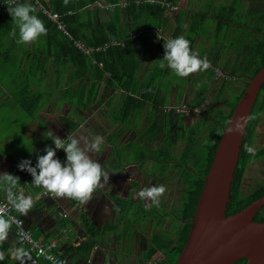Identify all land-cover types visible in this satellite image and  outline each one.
Here are the masks:
<instances>
[{
  "label": "trees",
  "instance_id": "obj_1",
  "mask_svg": "<svg viewBox=\"0 0 264 264\" xmlns=\"http://www.w3.org/2000/svg\"><path fill=\"white\" fill-rule=\"evenodd\" d=\"M218 2L216 5L214 0H206L205 10L179 6L180 0H67V3L65 0H20L16 2V4H32L37 10L36 14L47 27L45 36L47 50L39 48L34 51L46 52L50 55L49 51L52 49L51 53L56 58L72 56L76 64L87 66L89 71H92L90 76L96 78L98 76L99 80L106 79L104 87L100 81L98 83L95 82L96 80L93 81V78L85 82L78 81L76 85L68 89L67 94L70 97L85 95L86 100L76 104L81 108H87L98 101L106 102L114 115L115 122L128 123L131 115H133V120H141L139 114L147 102L151 101L153 92L157 88L154 84L155 80H158L159 73L164 70L159 68V63L165 54L166 37L164 33L170 28V23H175L171 38L185 36L191 41L193 50L199 42H204L199 55L210 62L209 69L221 68L217 65V59L222 49L227 53L232 50L243 53L239 73L222 68L229 76L230 83L234 79L241 81L237 92L233 91L230 86L228 88L229 95L232 94L233 99L226 101L227 112L223 108H218L213 114L209 108L205 114L202 113L203 118L196 122L199 126L196 125L189 129L183 122L185 112L178 110L176 106L166 107L151 101L146 121L141 124L144 128L150 123L149 126L156 127L158 130L144 141L141 138L139 143L134 139L128 141L120 150L124 158L131 149L128 158L134 159L133 162L159 161L163 164L172 161L182 167L180 171L185 186L179 214L185 222L178 232L175 244L170 247L168 264H175L186 241L191 226L190 219L194 216L197 200L204 184V176L210 170L222 137L217 133L230 119L249 82V77L254 76L264 66V0H220ZM41 6L60 14L69 35L58 29L57 23L42 12ZM208 10L210 12H207ZM214 19L218 20L215 24ZM14 28L16 25L8 8L6 10L0 8V51L2 54L8 55L14 47L20 48V45H23L16 43L18 29L17 37L10 35ZM228 28H231L230 34H228ZM75 41L92 48V53L82 52L75 45ZM228 41L230 44L225 46ZM135 46L141 49V57L133 54ZM150 50L154 53L147 56L146 52ZM133 58H140L142 61L148 59L147 68L150 72H146V79L142 86L133 84V69L135 68H133ZM24 62L25 60L21 62V72L30 73L32 67L26 71ZM100 62L103 63L102 68H100ZM151 73L154 78L149 80ZM27 80L30 81L29 76ZM214 81L205 74L201 85L195 88L192 102L185 106L191 111H195V108H202ZM215 82L217 83V80ZM25 84L21 92L17 91V94L22 98V103L27 110L34 113L39 107L31 102L27 94L32 92L29 85ZM252 114L257 118L249 122L243 144L247 143L254 147L257 129L264 119V85L259 92ZM204 124L207 125L206 132L205 136L201 137L199 134L202 133ZM136 127L138 126H133L134 130L137 129ZM143 136L146 134L139 135V137ZM180 138L185 139V145L178 154L175 151ZM154 143L156 144L153 145ZM256 152V156L251 157L242 147L231 184V200L227 204V215L242 210L264 195V180L260 181L250 192L245 193L242 190V180L247 168L252 161L264 157V146L257 148ZM13 175L20 178V185L28 173L17 168ZM115 202L120 211L127 209L128 201L116 197ZM129 204L132 203L129 202ZM130 209L129 211L132 212V208ZM254 219L264 220V206ZM86 246H91V243ZM246 261L247 259L243 258L235 264H245Z\"/></svg>",
  "mask_w": 264,
  "mask_h": 264
},
{
  "label": "crops",
  "instance_id": "obj_2",
  "mask_svg": "<svg viewBox=\"0 0 264 264\" xmlns=\"http://www.w3.org/2000/svg\"><path fill=\"white\" fill-rule=\"evenodd\" d=\"M45 41L44 36L34 44H19L20 48L14 47L8 55L0 51V144L6 142L11 145L5 151L0 150V173L13 174L22 159L32 160L35 166L37 154H45L43 149L47 145L55 147L52 140L44 136L45 132L52 131L65 140L70 133L89 139L97 134L102 135L105 138L103 153L96 158L111 171L110 180L108 186L101 189L88 205H80L74 200L44 194L43 189L32 184L33 178L28 173L15 191L17 194L31 196L35 207L26 216L17 214L24 219L35 238L55 240L58 253L72 264H160L163 260L167 261L170 247L175 244L178 232L185 222L179 214L185 186L180 171L182 167L172 161L163 164L159 161L133 162V159L128 158L131 149L121 158V148L133 139V133L136 135L133 131V115L128 123H120L115 122L114 115L104 101H98L87 108L77 106L78 102L86 100L85 95L70 97L67 94L69 88L78 81L85 82L90 78L97 83L100 81L104 87L106 79L99 80L98 76V79L90 76L92 71L87 66L76 64L72 56L56 58L51 53L52 49L49 51L50 55L34 51L39 48L46 51ZM153 53L150 50L146 55ZM133 54L141 57V49L135 46ZM23 60L26 71L32 67L30 73L21 72ZM147 60L133 58V84H144L146 72H150ZM28 76L30 81L27 80ZM164 76L171 80L176 78L167 68L159 73L158 80ZM153 78L151 73L149 80ZM25 83L32 92L27 94L31 102L39 107L34 113L27 110L17 94ZM173 87L177 91L180 86ZM179 95L180 92H176L170 100L171 104L178 102ZM149 102L139 114L142 122L146 121L150 110ZM181 103L183 101L177 104ZM107 133L110 135L106 136ZM120 135L130 138L121 145L117 141L112 142L111 137ZM13 136H22L18 144L26 142L29 146L22 149L19 145L14 148ZM57 157L63 162L66 160V153L62 149L57 150ZM153 184H167V191L161 198L159 207L146 209L145 202L137 198L136 193ZM0 197L7 199L3 186H0ZM116 197L128 201L127 209L120 211L115 202ZM105 204L108 206L107 210L102 211ZM129 207H132V219L127 216L126 210ZM130 222L132 229L127 231ZM90 243L91 246H86ZM17 248L29 253L27 264H49L21 246L14 229L9 238L0 243V252L5 254L0 264H21L11 254Z\"/></svg>",
  "mask_w": 264,
  "mask_h": 264
},
{
  "label": "clouds",
  "instance_id": "obj_3",
  "mask_svg": "<svg viewBox=\"0 0 264 264\" xmlns=\"http://www.w3.org/2000/svg\"><path fill=\"white\" fill-rule=\"evenodd\" d=\"M7 5L16 25L10 35L17 37L18 29L17 44H34L47 35V27L36 14L37 10L32 4H16L15 0H12V3ZM164 49L165 54L163 59H160L159 68L162 70L167 68L176 77L187 78L207 71L210 67L207 58H201L199 53L192 49L191 41L183 35L165 40ZM256 118L252 113L238 114L226 121L217 134L243 136L248 123ZM44 136L52 140L55 147L47 145L43 149L45 154H37L35 166L32 160L22 159L17 164L18 169L31 174L32 184L55 198L74 200L80 205H88L98 192L109 184L111 171L96 158L103 153L105 138L97 134L89 139L76 137L70 133L65 140L54 135L52 131L45 132ZM242 147L249 156H256V149L252 145L246 143ZM60 149L66 153V160L63 162L57 157V150ZM19 183L18 176L9 172L0 173V186H3L7 192L9 205L16 213L26 216L35 207V201L31 196L17 194L15 189ZM166 191L165 185L153 184L140 189L136 197L145 202L146 209H150L153 206H160L161 198ZM107 207L105 204L102 211H106ZM14 225L20 235H25L22 224L16 216L0 211V243L9 238ZM11 254L21 264H27V260L30 259L29 253L22 248L14 249ZM4 255L0 252V260L4 259Z\"/></svg>",
  "mask_w": 264,
  "mask_h": 264
},
{
  "label": "water",
  "instance_id": "obj_4",
  "mask_svg": "<svg viewBox=\"0 0 264 264\" xmlns=\"http://www.w3.org/2000/svg\"><path fill=\"white\" fill-rule=\"evenodd\" d=\"M263 85L264 66L249 77L229 120L252 113ZM247 128L243 136L222 135L175 264H235L243 258L247 259L245 264H264V220L254 219L264 206V195L242 210L226 214Z\"/></svg>",
  "mask_w": 264,
  "mask_h": 264
},
{
  "label": "rangeland",
  "instance_id": "obj_5",
  "mask_svg": "<svg viewBox=\"0 0 264 264\" xmlns=\"http://www.w3.org/2000/svg\"><path fill=\"white\" fill-rule=\"evenodd\" d=\"M218 1H220V0H214L216 5H218V3H219ZM205 3H206V0H180L179 5H187V8H190V9L205 10V8H204ZM174 9H176V7H174ZM207 12H210V11L208 10ZM217 21L218 20L214 19V24ZM174 27H175V23H170V28L167 30V32L164 33L166 40L171 38V31L174 29ZM230 29L231 28H228V31H229L228 34H230V31H231ZM203 44H204V42H202V41L199 42L198 45L195 47L194 51L201 53V50L203 49ZM227 44H230V41L226 42L225 46ZM242 54H243L242 52H235V50H232L231 52L227 53L225 50L222 49L220 51L218 59H217V65L221 68H218L216 71L213 68L212 69L210 68L208 71L196 73V74H193L187 78L176 77L175 79L171 80V79L167 78V76H164L163 79H161V80H155L156 83H154V84L157 88L159 87L158 88L159 90H157V88L154 90L153 96L151 97V101L159 103V105H164V106L168 105V107L176 106L177 109H181L182 107H184L185 104L192 102V99L194 98L195 91H196L195 88L198 85H201L202 81L205 78V74H207V75H209L210 80H212V81L217 80V83L215 81L213 82V86L209 90L207 99L205 100V103L203 104L202 108H200V109L195 108V111H191L188 107L185 108V110L183 111V112H185V117L183 120L184 124L187 125V127H189V129H192L196 125L199 126V124H197L196 122L203 118L202 113L205 114L206 111H209V108H211L213 114H215L214 112L218 108H223L227 112L228 107L226 105V101H228V99H230V100L233 99L232 94L229 95V89L228 88L230 86V88L233 91L237 92L240 88L239 84L241 81L234 79L230 83V80L228 79L229 76H227V74L222 73V68L226 71L239 73L238 69L241 67L242 56H244ZM223 82H226V83H223ZM223 84H224V86H223ZM173 85H179L180 87L176 91V89H173L174 88ZM176 92L177 93L180 92V95L177 98L178 102L177 101L176 102L179 103L180 101H183V103L171 104L170 100L176 95ZM182 93H183V96L181 95ZM184 101H185V104H184ZM175 104H177V105H175ZM133 123H134L133 126H136V125L138 126V127H136L137 129L133 130L136 133V135L133 133V139L135 141H138V143L141 141V138L144 141L145 139L149 138V136L151 134H154V132H156L158 130L156 127L149 126L150 123L147 126H145L144 128H142L143 127L141 124L142 121L140 119L139 120L138 119L133 120ZM206 126L207 125H205V124L202 126V130L204 132L201 130L202 133H200L199 136H201V137L205 136ZM141 134H146V136L139 137V135H141ZM109 135L110 134H108V133L106 134V136H109ZM13 137H15L12 141L14 143V145H13L14 148H17L19 145L22 146V149L27 148L29 146L26 142H24V143L21 142V144H18L20 142V137H22V136H20V137L13 136ZM129 138H130L129 136H121V135L111 137L112 142L117 141L118 145H121L123 142L127 141ZM0 139L2 140V136H0ZM161 140H162V138H161ZM155 144L156 143H154L153 145H155ZM184 145H185V139L180 138V140L178 142V147L176 148L175 152L179 154L181 152L182 148L184 147ZM8 146H11L10 143H6V142L1 143L0 144V150L5 151L6 148H8ZM262 146H264V119L257 129V134H256L255 142H254L255 149L260 148ZM119 156L122 158V153H120ZM262 180H264V157L258 158L249 164L247 171H246V175L243 177V180H242L243 192H245V193L250 192L252 190V188L255 187ZM163 185L168 187L167 184H163ZM129 209H130V207H129ZM126 211L128 214L127 216H129V218L132 219V212L129 210H126ZM130 223L131 224L128 225V227H127L128 229H126L127 231L132 229V222H130ZM122 230H124V229H122ZM160 264H167V261L163 260L160 262Z\"/></svg>",
  "mask_w": 264,
  "mask_h": 264
},
{
  "label": "built area",
  "instance_id": "obj_6",
  "mask_svg": "<svg viewBox=\"0 0 264 264\" xmlns=\"http://www.w3.org/2000/svg\"><path fill=\"white\" fill-rule=\"evenodd\" d=\"M20 0H15V3ZM9 3H12V0H3L0 2V8H4L5 10L8 8ZM42 12L49 17L52 21L57 23L58 29L62 30L63 33L68 34L66 30L65 23L61 19L59 13L52 11L50 8L41 6ZM69 35V34H68ZM75 45L84 53L91 54L93 49L86 47L82 42L75 41ZM100 66H103V63H99ZM186 106L178 109L180 111H184ZM44 194L46 192L44 191ZM0 211L10 213L17 217L23 227V231L25 235H20L16 226H13L15 230V234L17 237L18 243L36 254L38 257H41L48 261L50 264H72L71 261L58 253L57 251V242L55 240H41L34 237L31 229L26 225L24 219L19 216L14 209L8 203L7 199H3L0 197ZM149 264H155L154 262H150Z\"/></svg>",
  "mask_w": 264,
  "mask_h": 264
},
{
  "label": "flooded vegetation",
  "instance_id": "obj_7",
  "mask_svg": "<svg viewBox=\"0 0 264 264\" xmlns=\"http://www.w3.org/2000/svg\"><path fill=\"white\" fill-rule=\"evenodd\" d=\"M222 73H223V74H226L223 70H222Z\"/></svg>",
  "mask_w": 264,
  "mask_h": 264
}]
</instances>
